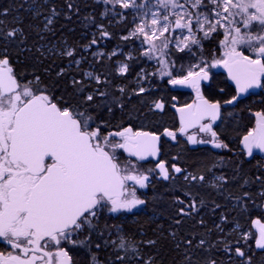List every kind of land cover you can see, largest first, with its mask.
<instances>
[{"label":"snow or ice","instance_id":"1","mask_svg":"<svg viewBox=\"0 0 264 264\" xmlns=\"http://www.w3.org/2000/svg\"><path fill=\"white\" fill-rule=\"evenodd\" d=\"M255 89L264 0L0 8V264H264V109L230 124Z\"/></svg>","mask_w":264,"mask_h":264},{"label":"flooded vegetation","instance_id":"2","mask_svg":"<svg viewBox=\"0 0 264 264\" xmlns=\"http://www.w3.org/2000/svg\"><path fill=\"white\" fill-rule=\"evenodd\" d=\"M215 73H217V79L219 81H224L226 80V72L224 69H214L213 70ZM230 86L234 87V85H231V82H227ZM171 94L177 95L179 98L180 103L184 102H190L192 99V93L190 89H176L173 90L171 89ZM255 94L253 95H248L245 94L243 98V102L239 104L234 110L230 109V111H234L235 113H238V119L233 120L230 122L231 128H235L237 124H240V131H243L245 126H249L252 123L253 118L250 115L249 109H251L252 112L255 111H260L264 109V103H261L260 101L264 100V89H255L252 90ZM243 110V111H241ZM173 111L170 110L168 114L164 117V119L168 122L169 125H171L172 122V116H173ZM230 128V130H231ZM235 135V133H233ZM190 151L193 152H198V151H203V152H208V151H214V152H219L220 150H215L211 149L210 146H187ZM166 150L170 152L171 154H176V152L180 151V149L173 144L171 147L166 146ZM255 159H250L249 163H252L254 166L256 165L257 162L264 164V153H260L259 151L254 152ZM167 158V157H165ZM185 159H187V155L185 154ZM166 184V183H165ZM159 185V184H157ZM156 188V187H155ZM141 191H147L148 196L151 197L153 194V190H141Z\"/></svg>","mask_w":264,"mask_h":264},{"label":"trees","instance_id":"3","mask_svg":"<svg viewBox=\"0 0 264 264\" xmlns=\"http://www.w3.org/2000/svg\"><path fill=\"white\" fill-rule=\"evenodd\" d=\"M21 3V0H0V8H4V7H9V6H17ZM17 12L13 11L9 14L8 17H6V20L11 21L13 16H16ZM19 15L25 18V23H27L28 17H29V13H25L22 9L19 11ZM65 32L66 35H68L70 42L72 40H75L79 37L81 31H87V30H82L79 27H76L75 32L73 33H68L67 30H63ZM59 35V33H58ZM115 45V41L112 42L111 46ZM165 120V119H164ZM166 121V120H165ZM240 127V124H239ZM204 152L203 151H198V152H193V151H189L188 153H186L187 155V159H185L186 162V166H194V161L197 159V157L202 156ZM254 165L252 163H246L245 164V171L248 170H254ZM189 170H192V167H189ZM166 187V184H159L156 185L155 188V192L159 193L162 192L164 190V188ZM150 214V213H149ZM141 219H143V216L140 217ZM205 219H208V217H205ZM168 259H171V257L169 256ZM257 259H259V256L257 257Z\"/></svg>","mask_w":264,"mask_h":264},{"label":"water","instance_id":"4","mask_svg":"<svg viewBox=\"0 0 264 264\" xmlns=\"http://www.w3.org/2000/svg\"><path fill=\"white\" fill-rule=\"evenodd\" d=\"M173 90H176V89H173Z\"/></svg>","mask_w":264,"mask_h":264}]
</instances>
